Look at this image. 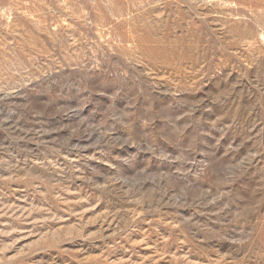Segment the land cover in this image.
<instances>
[{
    "label": "rangeland",
    "instance_id": "374dc122",
    "mask_svg": "<svg viewBox=\"0 0 264 264\" xmlns=\"http://www.w3.org/2000/svg\"><path fill=\"white\" fill-rule=\"evenodd\" d=\"M0 264H264V0H0Z\"/></svg>",
    "mask_w": 264,
    "mask_h": 264
}]
</instances>
